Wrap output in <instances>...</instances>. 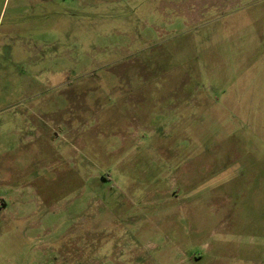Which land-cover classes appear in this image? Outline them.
Returning a JSON list of instances; mask_svg holds the SVG:
<instances>
[{
	"label": "rangeland",
	"instance_id": "374dc122",
	"mask_svg": "<svg viewBox=\"0 0 264 264\" xmlns=\"http://www.w3.org/2000/svg\"><path fill=\"white\" fill-rule=\"evenodd\" d=\"M21 1L0 264H264V0Z\"/></svg>",
	"mask_w": 264,
	"mask_h": 264
},
{
	"label": "crops",
	"instance_id": "0c3cea01",
	"mask_svg": "<svg viewBox=\"0 0 264 264\" xmlns=\"http://www.w3.org/2000/svg\"><path fill=\"white\" fill-rule=\"evenodd\" d=\"M26 2H27V0H22L21 4H23V3L25 4ZM17 3H18V1L14 3L15 7L18 6ZM4 5H6L5 0H0V25H1L2 16H3L4 11H5ZM15 20H17V19H15ZM16 26H17V21H12V17H10L9 22L5 23V27L3 28L4 30H2V28H0V45L4 44L3 39L8 38L10 36V34L12 33V30L14 28H16Z\"/></svg>",
	"mask_w": 264,
	"mask_h": 264
}]
</instances>
